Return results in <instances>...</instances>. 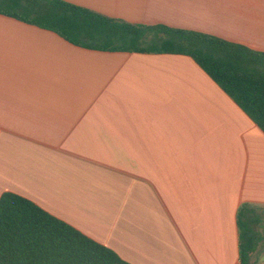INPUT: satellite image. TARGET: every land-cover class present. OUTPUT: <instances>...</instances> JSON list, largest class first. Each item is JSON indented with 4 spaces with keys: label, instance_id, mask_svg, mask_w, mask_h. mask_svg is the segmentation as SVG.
<instances>
[{
    "label": "crops",
    "instance_id": "obj_1",
    "mask_svg": "<svg viewBox=\"0 0 264 264\" xmlns=\"http://www.w3.org/2000/svg\"><path fill=\"white\" fill-rule=\"evenodd\" d=\"M64 1L264 53V0ZM5 192L130 264H239L238 210L264 208V132L189 56L82 48L0 14Z\"/></svg>",
    "mask_w": 264,
    "mask_h": 264
},
{
    "label": "trees",
    "instance_id": "obj_2",
    "mask_svg": "<svg viewBox=\"0 0 264 264\" xmlns=\"http://www.w3.org/2000/svg\"><path fill=\"white\" fill-rule=\"evenodd\" d=\"M0 14L56 33L82 48L191 57L264 132V53L162 24H133L64 0H0ZM264 208L237 213L239 264L264 253ZM261 229V230H260ZM0 264H130L29 199L0 197Z\"/></svg>",
    "mask_w": 264,
    "mask_h": 264
}]
</instances>
